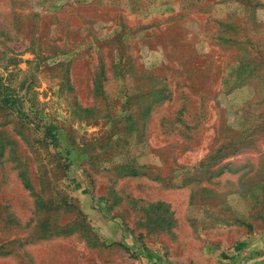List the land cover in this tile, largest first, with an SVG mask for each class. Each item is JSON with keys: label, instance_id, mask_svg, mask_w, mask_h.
Masks as SVG:
<instances>
[{"label": "rangeland", "instance_id": "rangeland-1", "mask_svg": "<svg viewBox=\"0 0 264 264\" xmlns=\"http://www.w3.org/2000/svg\"><path fill=\"white\" fill-rule=\"evenodd\" d=\"M0 264H264V0H0Z\"/></svg>", "mask_w": 264, "mask_h": 264}, {"label": "trees", "instance_id": "trees-1", "mask_svg": "<svg viewBox=\"0 0 264 264\" xmlns=\"http://www.w3.org/2000/svg\"><path fill=\"white\" fill-rule=\"evenodd\" d=\"M0 100L4 104L12 106L16 103V96L13 94L12 90L8 86H4L0 91Z\"/></svg>", "mask_w": 264, "mask_h": 264}]
</instances>
